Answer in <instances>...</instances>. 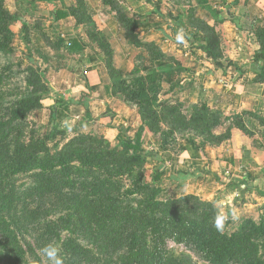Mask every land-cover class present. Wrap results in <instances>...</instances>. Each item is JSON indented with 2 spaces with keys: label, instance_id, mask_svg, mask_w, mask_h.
I'll use <instances>...</instances> for the list:
<instances>
[{
  "label": "rangeland",
  "instance_id": "374dc122",
  "mask_svg": "<svg viewBox=\"0 0 264 264\" xmlns=\"http://www.w3.org/2000/svg\"><path fill=\"white\" fill-rule=\"evenodd\" d=\"M107 1L113 13L120 10L129 18L126 0ZM16 2L24 3L14 0L11 13H6L0 2V264H44L39 250L49 243L61 249L65 264H84L88 257L79 255L80 249L73 257L66 254L63 244L90 251L94 256L91 264H103L104 260V264H113L114 259L108 256L114 251L100 242L112 238L104 231L109 232L116 222V209L125 215L133 213V208L142 210L141 205L148 203L180 207L179 197L164 184L149 180L151 168L129 159L121 137L97 135L90 126L95 120L82 117L85 113L78 104L65 102L62 92L73 84L69 77L76 66L59 61L64 58L55 53L59 46L56 32L49 31L54 35L47 38L43 31L48 28L41 27L46 22L44 12L20 6L17 11ZM148 2L151 10L159 13V25L164 28H206L193 14L192 6L198 0ZM81 19L87 21L84 13ZM159 25L150 20V28ZM238 25L254 28L256 22L247 16ZM87 31L93 38L94 52L105 63V55L113 53L110 45L96 33V28ZM38 37L45 43L53 38L50 42L54 43V54L45 57V50L37 46ZM127 50L118 52L122 58L128 55V59H137L141 77L156 80L153 60L138 55L141 50ZM40 60L48 62L45 68ZM124 75L123 84L139 92L142 84L136 77ZM175 77L170 76L168 85L161 80L158 97L169 105L180 106L178 98L172 95L165 99L164 94L168 95V90L178 93L182 79L180 75ZM117 79L114 82L118 85ZM80 101L81 98L76 100ZM184 105L180 111L189 119L191 106ZM161 129L164 132L168 128L162 125ZM173 137L166 141L174 142ZM102 180L109 185L106 189ZM158 189L160 194L153 196ZM186 201L189 207L198 204L193 198ZM204 210L200 206L197 212ZM153 211L157 212L156 208ZM83 223L89 225L84 227ZM225 223L223 230L227 231L238 226ZM132 234L131 229L121 233L126 240ZM166 247V264H206L183 246L169 241Z\"/></svg>",
  "mask_w": 264,
  "mask_h": 264
},
{
  "label": "crops",
  "instance_id": "0c3cea01",
  "mask_svg": "<svg viewBox=\"0 0 264 264\" xmlns=\"http://www.w3.org/2000/svg\"><path fill=\"white\" fill-rule=\"evenodd\" d=\"M2 1L10 12L14 0ZM148 1L126 0V5L138 39L153 43L167 56L165 60L152 59L162 83L168 85L170 76L180 75L182 79L178 93L168 90V95L164 92L165 99L173 95L182 107L189 104L192 110L193 106L205 104L209 111L219 114L222 121L211 133L214 137L225 136L221 141L186 132L175 134L174 142L162 146L161 138L142 125L137 104L113 94L106 64L94 52L87 28H96V33L110 45L112 66L123 76L140 69L135 57L122 58L118 50L133 48L141 50L138 55L144 58L150 56L144 48H136L128 41L115 13L102 0H21L24 3L15 5L17 11L19 6L43 11L46 22L41 27L48 28L43 32L48 38L52 34L49 31H55L59 46L55 52L52 37L47 43L38 37V48L45 50V57L55 52L63 55L59 61L76 66L69 77L73 84L62 92L65 102L78 104L85 113L82 117L95 120L90 126L97 135H116L123 141H134L139 136L138 155L146 158L145 167L152 170L151 182L164 184L179 198L194 196L213 205L224 202L230 226L264 215V59L256 58L264 49L256 38L257 29L264 26V0H198L192 6L195 19L205 23L216 37L220 50L216 60L196 47L203 43L199 41L204 38L202 30L164 28L159 25V13L151 10ZM55 12H63L65 17L55 21ZM83 13L85 22L81 19ZM247 16L255 20L254 28L238 29L232 23ZM152 19L159 28H150ZM180 29L190 39L185 38L184 44L175 39ZM72 41L78 46L74 53L66 49ZM44 63L45 68L48 62Z\"/></svg>",
  "mask_w": 264,
  "mask_h": 264
},
{
  "label": "trees",
  "instance_id": "16d2710c",
  "mask_svg": "<svg viewBox=\"0 0 264 264\" xmlns=\"http://www.w3.org/2000/svg\"><path fill=\"white\" fill-rule=\"evenodd\" d=\"M0 2L2 9L7 13L3 1L0 0ZM102 2L107 6L110 5L107 0H102ZM155 13L158 14L157 11ZM115 15L124 28L126 38L133 46L144 48L148 51L151 59L165 60L167 58L166 55L160 53L153 43H144L138 39L133 30V21L127 18L123 11L117 10ZM64 17L63 12H55L53 19L57 21ZM199 23L206 28H199L203 31L204 38L202 40L199 38V41L203 43L196 47L208 58L216 60L220 55L216 37L205 23L201 21ZM232 23L238 29L240 28L237 20H232ZM185 38L190 40L187 36ZM256 38L263 48L264 26L257 29ZM151 45L153 46L152 51L150 50ZM76 48L78 46L74 41L66 47L70 53H74ZM105 58H107L105 64L111 79L113 94L121 96L127 102L137 103L142 125L147 127L155 136L161 138L162 146L168 144L166 139L170 140L176 134L175 132L204 135L216 142L224 139L225 136L214 137L212 135L211 130L219 125L222 120L219 114L209 111L205 104L193 106L190 118L186 119L180 111L181 106H172L159 100L160 75L153 72L155 80L141 77L137 69L129 73V77H136V81L142 84L140 91L135 93L123 84L126 77L112 66V53L105 55ZM256 58L264 59V49ZM115 77L118 78V85L114 82ZM162 125L167 126V133L161 129ZM164 133L166 134L164 135ZM139 145V136L134 141L128 139L123 143L124 149L129 153V159L142 164L144 167L147 161L146 158L138 155ZM100 182H104L103 187L105 189L109 186L105 180ZM159 194L160 190L158 189L155 190L153 196L156 197ZM190 198L195 199L198 204L189 207L186 200ZM177 204H180V207L161 203L143 204L141 205V212L133 208V213L127 212L125 215L116 209L114 216L116 222L113 226H109V232L104 231L108 238L111 235L112 238L103 239L100 242L114 251L108 256L110 260L111 258L114 259L111 260L113 264H121V262L124 264H166V245L169 241L185 247L206 264H264V215L242 221L233 231H217L214 227L217 209L213 204L202 202L194 196L180 197ZM200 206L205 210L198 213L197 209ZM153 208H156L157 212H152ZM229 224L230 221L227 219L225 226ZM83 225L85 227L89 224L83 223ZM101 227L106 228L107 224H102ZM128 229H131L133 234L126 240L121 233ZM63 247L64 252L72 257L78 255L76 251L80 249L79 255L83 254L88 257L84 264H91L92 259H94L90 251L83 250L76 245L69 248L68 245L63 244Z\"/></svg>",
  "mask_w": 264,
  "mask_h": 264
},
{
  "label": "clouds",
  "instance_id": "9594fccd",
  "mask_svg": "<svg viewBox=\"0 0 264 264\" xmlns=\"http://www.w3.org/2000/svg\"><path fill=\"white\" fill-rule=\"evenodd\" d=\"M175 39L178 43H186L183 29H180L177 32ZM214 207L217 209V215L214 218V227L217 231H222L225 220L228 218V213L224 211L226 204L224 202H217L214 204ZM39 252L43 258L44 264H65L61 249L55 244H46L39 250Z\"/></svg>",
  "mask_w": 264,
  "mask_h": 264
}]
</instances>
